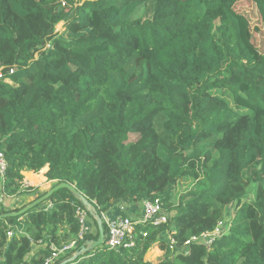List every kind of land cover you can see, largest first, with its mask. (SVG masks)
<instances>
[{"label": "trees", "instance_id": "obj_1", "mask_svg": "<svg viewBox=\"0 0 264 264\" xmlns=\"http://www.w3.org/2000/svg\"><path fill=\"white\" fill-rule=\"evenodd\" d=\"M263 30L264 0H0L2 194L44 196L23 182L44 168L77 193L2 210L0 264H44L77 241L78 208L105 235L102 210L121 201L170 219L134 220L118 252L90 249L89 233L55 264H264ZM231 207L209 249L184 246Z\"/></svg>", "mask_w": 264, "mask_h": 264}, {"label": "built area", "instance_id": "obj_2", "mask_svg": "<svg viewBox=\"0 0 264 264\" xmlns=\"http://www.w3.org/2000/svg\"><path fill=\"white\" fill-rule=\"evenodd\" d=\"M6 168V159L4 157V154L0 151V178L2 180L5 175ZM50 207V205L46 206V208L48 209ZM75 216L80 227L77 241L72 242L70 245L63 247L59 251H56L53 247H51L50 250L52 254L45 260L44 264H55L59 260L60 256L68 254L76 249L77 243L82 241L85 235L90 233V227L88 225L89 215L87 211L82 208H78L75 212ZM101 218L106 228L104 246L105 248L116 252L121 249H128L134 246L132 237L134 230V220H140L157 227L163 224H167L170 219L168 215L161 211L157 202L151 203L148 201L141 202L139 217H136L135 214H131L125 216L116 215L112 218H109L102 213ZM96 219L97 218L95 217V220ZM226 221L227 219L219 222L213 232L205 233L200 235L199 237L192 238L190 241H187L184 246H188L190 243H197L209 249L216 240L220 239L227 232L229 221ZM142 236H146L145 233H143ZM163 238L167 239L169 247L170 249H172L175 245V242L170 237L169 233H165Z\"/></svg>", "mask_w": 264, "mask_h": 264}, {"label": "crops", "instance_id": "obj_3", "mask_svg": "<svg viewBox=\"0 0 264 264\" xmlns=\"http://www.w3.org/2000/svg\"><path fill=\"white\" fill-rule=\"evenodd\" d=\"M42 171L40 172V176L42 177L41 179H43L42 180V183L40 182L39 184H36V185L30 184L28 181H33V180H36V179H39V178H35V179L31 180L29 178V175L30 176H34V177H37L38 175L37 174H33V173L24 172L23 173V177H24L23 182H24V185L31 186V187H40L41 190H43L45 192H48L49 188H51L50 186L48 187V183L50 185V183L52 184L54 182H47L46 181L44 175H45V173L47 171V168H44V170H42ZM2 181L3 180L0 178V212L2 210H17V209L21 208L22 206L27 205L29 202H31V198L29 199L27 197H24V198H14V199L5 197L2 194V191H1ZM129 206H132V205H128V206H126V204L125 205H118L115 210L113 209L109 213L106 212V216L109 217V218H112V217H114L116 215H122L123 213H124V215H128V214L131 215L130 213H126V210L129 209ZM138 213L139 212H136L135 211V214H138ZM136 217H139V216L136 215ZM39 248L40 247H34L33 250H32V252L30 253V257L33 256L34 254H32V253L34 251L36 253Z\"/></svg>", "mask_w": 264, "mask_h": 264}, {"label": "rangeland", "instance_id": "obj_4", "mask_svg": "<svg viewBox=\"0 0 264 264\" xmlns=\"http://www.w3.org/2000/svg\"><path fill=\"white\" fill-rule=\"evenodd\" d=\"M62 25L63 24H60V25H58L57 26V30L58 31H60L61 30V28H62ZM259 30V29H258ZM262 33H264V30L262 31ZM255 41L257 42V35H256V37H255ZM131 160H133V158H129V159H127V163L128 164H130V162H131ZM43 172V171H42ZM37 175H40V172L37 174ZM55 184L54 183H50V185H49V183H48V187L50 186V187H53ZM47 187V188H48ZM40 188V187H39ZM41 189V188H40ZM50 189V188H49ZM43 191V190H42ZM45 192V191H44ZM252 191H249V196H248V199L247 200H250L252 197ZM30 199V198H29ZM110 203L112 202V201H109ZM108 203V202H107ZM106 203V204H107ZM118 205H125L124 204V202L123 201H121V202H119V203H115L114 205L112 204V205H109V206H105L104 207V209L102 210L103 212V214L104 215H106V212L107 213H109L110 211H112L113 209L115 210L116 208H117V206ZM128 205H132V206H129V209H127L126 210V213H130V214H134L135 213V211L136 212H139L140 213V204H137V203H134V204H126V206H128ZM233 210H234V207H231L228 211H227V214H226V219H227V221H229L230 220V218H231V213L233 212ZM229 213V214H228ZM226 221V222H227ZM97 219L96 220H93V218H91V216L89 217L88 216V225H89V227H90V234H95L96 232H97V230H98V225H97ZM185 252V251H184ZM32 254H36L35 253V251L32 253ZM160 256H162V253H160L156 248H154L153 250H151L149 253H148V255H147V259L149 260V261H151V262H156L158 259H159V257Z\"/></svg>", "mask_w": 264, "mask_h": 264}, {"label": "water", "instance_id": "obj_5", "mask_svg": "<svg viewBox=\"0 0 264 264\" xmlns=\"http://www.w3.org/2000/svg\"><path fill=\"white\" fill-rule=\"evenodd\" d=\"M61 189H67L68 191H70V192H72V193H74V194H77L76 191H75V189H74L72 186H70V185H68V184H57V185L51 187V188L48 190V192H47L44 196H42V197H40L39 199H37V200L31 202L27 207H25L24 209H22L21 211H19L17 214H23V213H25L26 211H28L29 209H32V208H34V207H36V206L42 204V203L45 202L47 199H49V197H50L53 193H55V192H57V191H59V190H61ZM80 201H81V203H82L85 207H88V205H87V203H86V201H85V199H84L83 197H80ZM11 215H16V214H11ZM97 221H98V222H97V225H98V239H97L94 243L91 244L90 249H94V248H96V247L101 246V245L104 244V238H105V235H104L103 228H102V222H101L98 218H97ZM82 249H83V248H82ZM83 251H85V249H83ZM83 251H82V252H83ZM77 255H78V254H76V255L74 256V258H72V259H75ZM69 262H70V261H69ZM69 262H66V263H69ZM66 263H64V264H66Z\"/></svg>", "mask_w": 264, "mask_h": 264}, {"label": "bare ground", "instance_id": "obj_6", "mask_svg": "<svg viewBox=\"0 0 264 264\" xmlns=\"http://www.w3.org/2000/svg\"><path fill=\"white\" fill-rule=\"evenodd\" d=\"M29 178L31 179V180H33V179H35V178H39V179H36V180H33V181H28L30 184H32V185H36V184H39L40 182L42 183V180L43 179H41L42 177L40 176V175H38L37 177H34V176H30L29 175Z\"/></svg>", "mask_w": 264, "mask_h": 264}]
</instances>
